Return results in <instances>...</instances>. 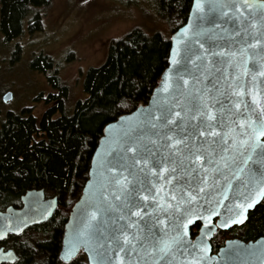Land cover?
Wrapping results in <instances>:
<instances>
[{"label": "snow or ice", "instance_id": "obj_1", "mask_svg": "<svg viewBox=\"0 0 264 264\" xmlns=\"http://www.w3.org/2000/svg\"><path fill=\"white\" fill-rule=\"evenodd\" d=\"M195 10L201 14L199 19H205L203 0H196ZM208 11L213 13L208 19L210 27L198 25L193 33V42L199 45L200 52L189 56L187 63L192 68L184 69L190 76L191 87L189 79L179 76L182 83L175 91L138 119L107 154V187L102 194L105 219L97 221V226L88 225L93 230L82 233L85 244L93 242L99 249L96 255L101 259L97 264H104L108 252L113 254L116 264H130L126 257L138 256L137 249L155 256L152 264H170L166 257L174 246L183 243L189 225L196 219L210 222L215 215L214 210L205 216L195 211L207 191L220 189L217 195L227 198L231 181L240 179L243 168L237 167V155L243 165L252 162L264 167V145L257 144L264 137V107L256 105L260 113L253 119L255 109L244 100L245 95L253 93L239 83L241 75L249 72V50L262 43L255 34L264 37V0L259 4L250 0H211ZM188 32L186 28L185 35ZM172 62L177 63L175 59ZM227 68H234L235 73L229 74ZM193 70L198 75H191ZM258 74L264 76V65ZM163 91L169 92L167 82ZM258 147L262 150L253 160ZM249 182L257 185L256 195L264 196V171L258 177L250 175ZM165 190L170 201L160 196ZM176 192L181 194L179 199ZM255 202L251 199L237 204V208L245 210ZM205 203L212 201L205 199ZM238 215L242 219L243 211ZM169 216L182 222L173 227L167 222ZM91 219L97 220L96 212ZM221 226L228 227V223ZM168 230L176 232L171 239L166 238ZM75 251V246L70 245L65 257H71ZM199 251L205 253L207 247ZM107 264H112V260L108 259ZM193 264H199V260Z\"/></svg>", "mask_w": 264, "mask_h": 264}, {"label": "trees", "instance_id": "obj_2", "mask_svg": "<svg viewBox=\"0 0 264 264\" xmlns=\"http://www.w3.org/2000/svg\"><path fill=\"white\" fill-rule=\"evenodd\" d=\"M52 0H0V31L5 41L20 37L27 21L36 31L35 10ZM192 0H156V11L169 27V34L146 33L134 28L120 39L108 43L104 62L89 68L83 81L85 98L68 113L67 88L53 70V62L44 56L33 58V70L47 74L50 85L58 91L45 102H56L40 119L29 115H9L0 130V210L21 206V197L31 190H43L46 197H57L58 207L47 222L12 236L5 244L14 246L18 261L14 264H87L79 253L69 263L59 260L62 235L69 211L81 195L88 177L91 156L105 126L120 116L145 105L161 74L167 68L170 36L188 16ZM57 115V117H55ZM262 205L250 214L245 235L264 234ZM198 226L191 229V236ZM231 232V231H229ZM229 232H218L217 245ZM40 234V241H30Z\"/></svg>", "mask_w": 264, "mask_h": 264}, {"label": "water", "instance_id": "obj_3", "mask_svg": "<svg viewBox=\"0 0 264 264\" xmlns=\"http://www.w3.org/2000/svg\"><path fill=\"white\" fill-rule=\"evenodd\" d=\"M257 4L262 0H250ZM196 0H192L190 10L185 23L179 27L170 36V50L168 56V65L164 72L161 74L160 80L157 86L152 91V94L145 105L137 107L130 113L120 116L117 120L107 124L103 130L102 136L98 141V144L91 156L90 166L88 170L87 180L82 188L81 195L78 200L71 207L66 223L64 225V231L62 235L61 250L59 253V260L63 263H69L79 253H82L87 261V264H97V261L101 259L96 255L99 249L96 248L95 243L89 242L85 244L83 241L85 237L82 233L90 232L93 229L88 225L97 226V221L105 219L103 209L106 207L105 201L102 199V194L107 187V173L104 165L106 163V157L111 150L121 141L124 133L132 126H135L138 119H142L143 116L155 108V106L169 93L175 91L182 81H179L178 77L183 75L185 79L190 80L189 74L185 73L184 69L187 66L192 68L191 64H188L189 56H195L199 54V45L193 42V33L198 30V25L203 28H208V19H210L213 13L208 11V6L211 0H203L205 4V19L201 20L198 17L201 15L195 10ZM189 29L187 35L184 30ZM251 31V30H250ZM258 39L262 40L260 45H257L254 49L249 50L247 75H241L240 84H243L245 90H251L256 103H253V95H245V102L255 109L253 119H256L260 113V107H264V76H260L258 73L261 70V65H264V37L260 33L255 34ZM240 40L239 37L236 38ZM201 42L208 44L204 38H201ZM251 43V38H249ZM239 45L234 47L238 48ZM175 52V55H174ZM173 59L177 63H173ZM241 58H237V62H240ZM199 63V61H196ZM226 71L229 74H234V68H227ZM191 75H198L193 70ZM255 76V79H254ZM165 82H167L169 92L163 91ZM191 87V80L190 85ZM12 99V94L7 92L3 96V102L7 103ZM259 104L260 107L256 105ZM233 136L235 133L232 134ZM238 138H243L238 137ZM231 140H229V145ZM257 144L264 145V137H261ZM261 148L256 149V155L253 160H256L261 152ZM219 152V149L217 148ZM247 153H245V156ZM110 158V157H107ZM241 158L237 155V167H242L243 172L240 175L239 180H232V188L227 193V198L217 195L220 189L215 191L208 190L207 196L199 201L200 206H195V211L199 216L208 215L210 211L214 210L215 215L211 216L210 222L203 219H196L195 223L189 225L188 235L183 238V243L174 246L172 252L166 257V261L170 264H193V261L199 260V264H264V237L258 239L255 242L243 243L240 241H228L225 245L219 249L217 254H211V245L209 240L217 229L227 230L233 226L242 225L246 219L249 211H252L256 205L260 203L264 196L256 195L257 185L249 182L250 175L259 176L260 171H264V167L259 163L249 162L248 165L240 163ZM223 183V181H221ZM242 184L247 187H241ZM167 188V186H166ZM111 191V189H108ZM180 198L179 192L175 193ZM195 194V190H194ZM203 195V194H201ZM160 196L165 200L170 201V196L165 192L160 193ZM248 198V199H246ZM111 199V197H109ZM205 199L211 200L212 203H205ZM251 199H255L256 202L251 208L245 210L237 208V204L251 202ZM219 201V203H217ZM58 207L57 197L46 198L43 190H31L21 197V206L13 208L11 206L0 211V243L4 241L8 236H19L28 228L38 226L47 222L52 218L55 210ZM181 207L187 208V205H181ZM240 211H243V218L238 215ZM97 213V220L91 219V214ZM116 213H109V215H115ZM163 219V214L157 213ZM179 216V213H176ZM215 221V223H213ZM234 220H240L238 223H233ZM168 223L174 225L182 222V220H173L172 216L168 217ZM199 223L200 228L198 235L194 238L191 236V229L195 224ZM228 223V227H222L221 225ZM176 235L175 231L168 230L167 239H171ZM70 245H74L76 251L71 257H65V252ZM198 245V247H193ZM207 247L205 253H201L199 248ZM91 249V251H90ZM139 255L133 254L131 257H126V261H130V264H152L155 260V256L145 255L144 250L137 249ZM124 256V253L120 254ZM14 253L13 251L4 252L0 249V264L6 262H12ZM111 259L112 264H116L115 257L111 252L107 253L104 264H107V260Z\"/></svg>", "mask_w": 264, "mask_h": 264}, {"label": "rangeland", "instance_id": "obj_4", "mask_svg": "<svg viewBox=\"0 0 264 264\" xmlns=\"http://www.w3.org/2000/svg\"><path fill=\"white\" fill-rule=\"evenodd\" d=\"M37 30L30 31L27 21L20 37L5 41L0 31V120L9 115H29L40 119L56 102H45L56 96L47 74L33 70V58L44 56L53 62L54 73L68 91V113L85 98L83 81L89 68L101 65L108 43L139 28L169 34V27L156 11V0H52L45 8L35 10ZM18 49V50H17ZM10 92L12 99L4 103ZM57 117V115H55ZM40 234L30 241H40Z\"/></svg>", "mask_w": 264, "mask_h": 264}, {"label": "flooded vegetation", "instance_id": "obj_5", "mask_svg": "<svg viewBox=\"0 0 264 264\" xmlns=\"http://www.w3.org/2000/svg\"><path fill=\"white\" fill-rule=\"evenodd\" d=\"M27 27H28V25L26 26V28ZM23 113H26V112H23ZM23 113H22V115H23ZM2 126H3V120H0V130H1ZM46 198H51V197H46ZM259 205H262L263 206L262 208L264 210V197L262 198V200L260 201V203L255 206V208L252 211H249L248 212L247 219H246V221L242 225H240V226H233V227L228 228L227 230H220V229H217L216 230V232L213 234L212 238L209 240L210 245H211V250H212L211 254H217L218 251H219V249L222 248L225 245V243L228 242V241H240V242H243V243H249V242H255L258 239L264 237V234L263 235H260V236H257L255 238H249V237H247L245 235L246 224H247V222L249 220L250 214L252 212H254V210L256 209V207H258ZM0 211H3V210H0ZM215 221L216 220H214L213 223H215ZM195 226H198V229H197V233H196V235L194 237H196L198 235V231H199V228H200V224L197 223L193 227H195ZM229 231H231V232H229ZM218 232H229V234H228V236H226L225 238H223L220 243H218L217 245H215L213 243V239L217 235ZM10 237H12V236H8L4 241H2L0 243V249L2 251H4V252H7V251H10L11 250V251H13L14 256H13L12 262H6V263H3V264H14L19 259L18 255H17V252H16V250L14 248V246H7L5 244V242L7 240L11 239ZM194 237H192V238H194Z\"/></svg>", "mask_w": 264, "mask_h": 264}]
</instances>
